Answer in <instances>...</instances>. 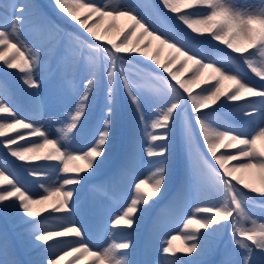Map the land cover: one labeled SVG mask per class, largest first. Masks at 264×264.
I'll use <instances>...</instances> for the list:
<instances>
[{"label": "snow or ice", "instance_id": "snow-or-ice-1", "mask_svg": "<svg viewBox=\"0 0 264 264\" xmlns=\"http://www.w3.org/2000/svg\"><path fill=\"white\" fill-rule=\"evenodd\" d=\"M53 4L87 36L64 32L67 45L53 50L49 60L44 48L21 39L25 13L39 22L41 39L59 34L60 25L31 4L0 0V66L15 70L25 86L21 105L6 83H0V138H4L0 145L21 162L43 192L30 194L31 186L7 160L0 159V217L28 225L30 238L19 234L21 245L40 247L45 253L44 260L30 264H264V223L251 215L253 209L264 215V0L243 4L237 0H159L157 4L150 0H53ZM105 17L113 23L101 33L99 22ZM119 17L129 23L111 39L107 32ZM142 37L151 39L142 44ZM153 40L159 46L149 59L171 80L150 71V66L140 69L145 79L158 82L146 93L132 76V61L138 60L136 53L147 57L144 49ZM213 41L218 42L213 46L218 51L210 53L203 44ZM165 45L172 51L161 63L157 56ZM188 61H192L188 78H180L169 67L173 63L184 67ZM49 80L50 87L42 95L41 82ZM120 88L133 107L134 120L123 132L108 179L94 185L93 191L107 197L109 187L127 185L128 192L122 199L113 197L118 211L109 210L106 215L95 200L82 202L79 191L112 158L121 119ZM101 91L104 109L99 127L93 129L90 115ZM145 105L153 109L150 123ZM233 106L242 114L243 126L218 119L221 110ZM45 118L60 125L55 138L44 127ZM177 123L181 138L176 166L183 152V176L168 205L152 218L149 240L162 230V219L170 210L184 215L185 206L193 203L211 206L191 209L182 220V235L161 241L160 262L139 261L132 233L167 190ZM141 126L147 135L143 154L150 160L160 158L143 178L137 152L138 143L144 144L138 135ZM12 133H17L15 138ZM81 138L86 142L81 143ZM229 227L233 247L226 246L219 260L201 259L216 251L215 242ZM100 233L110 242L94 245L99 249L94 251L89 245ZM176 240L184 246H176ZM8 249L6 235L0 236V251L8 256ZM0 264L22 262L11 258Z\"/></svg>", "mask_w": 264, "mask_h": 264}, {"label": "rangeland", "instance_id": "rangeland-1", "mask_svg": "<svg viewBox=\"0 0 264 264\" xmlns=\"http://www.w3.org/2000/svg\"><path fill=\"white\" fill-rule=\"evenodd\" d=\"M6 2H16V3H24V4H31L33 5L39 13H41L44 17H53L56 19L55 22L57 24H61V32L59 34H56L54 36H49L47 40L41 39L38 36L37 29L39 28V22L35 21L33 22L30 18H28L27 13H25L26 19L24 21V25L22 28V31L20 33L21 39L24 40L25 43L31 45H38L44 48L45 55L49 60L52 59L51 53L53 50H58L61 49L62 47L67 45V37L64 36V32L68 33H76V34H82L84 36H87V33L84 32V30L81 28L80 25L76 24L74 21H70V18H67L65 14L58 12V10L54 7L53 0H6ZM126 2L134 3L137 2V0H126ZM151 3H159V0H150ZM238 3H259L260 0H237ZM9 12H11V9H9ZM91 23V22H90ZM110 23H113L112 18L110 17H105L102 21L99 22V27L98 31L101 33H104V29L108 27ZM129 23L128 19L126 17H119L116 18L115 20V26L112 27L111 29L108 30L107 36L111 39H116L117 35L120 31V29H124L125 26ZM31 26V27H30ZM69 28V29H66ZM181 34L187 35L188 33L184 32L183 29H180ZM189 38V37H188ZM148 39H151L150 37H142L141 38V43H145ZM190 39V38H189ZM202 40V38H200ZM133 40H135V37H133ZM218 42L213 41L211 44H207L206 48L209 50V52H215L213 50V46L217 44ZM159 46V42L156 40L152 41V45L144 51H147L148 56L145 57L141 53H136L134 54L138 60H133L132 62L139 64L141 66H150L149 70L150 71H156L160 72L163 76H165L167 79L171 80V77L168 76L167 73L163 72L162 69H159V67L155 64L154 61L150 60L149 58L154 54L155 49ZM220 49H224L223 45L219 46ZM172 50H170L166 45L162 47V50L160 51L159 55L157 56V59L160 60L161 63H165ZM230 52V50H225ZM2 64V62H0ZM170 68L173 69V71H176L178 76L180 78H188L190 77L191 73L189 72V68L192 67V61H188L187 65L184 67H181L177 63H173L169 65ZM132 69L134 70L132 73V76L134 79H136L140 85L141 88L145 90L147 93L148 90H150L153 87L158 86V82L152 81L145 79L144 76H139L140 75V69L137 65L132 63ZM0 72L4 73V75L7 77L9 81H12L13 84H16L18 87H20L21 91V97L24 100V85L22 84V81L20 79V75L17 74L15 71L9 69L5 70L3 66H0ZM132 72V71H131ZM37 78L40 79V74H37ZM172 83H175V81H172ZM51 81L49 80L48 83L41 82L39 92L43 95L45 94L49 87H50ZM195 91H199V89H194ZM99 100L96 101L91 115H90V121L92 117L96 116H101L103 109H104V96L103 92L101 91L100 94H98ZM17 100V98H16ZM18 102V101H17ZM21 104V103H20ZM118 104L120 107V113H121V119L118 122L116 126V135H115V140L113 143V151H112V158H110L103 167L97 170V172L94 174L93 178L89 180V182L86 185H83L80 188L79 191V196L84 199L83 201L87 200L89 203H91L94 199L95 202L102 208L105 209V214L107 215V212L109 210H117L116 205H110L104 198H101L97 193L93 191L94 185L101 184L102 182L106 180L99 181L94 180L95 177H99L100 175L107 174L109 170L111 169L113 160L115 158L116 153L120 150V147L122 145L123 141V132L127 128L128 124L130 121L134 120V110L132 105L130 104L127 96L124 93L123 88L119 89V95H118ZM122 107V108H121ZM144 114L146 118L148 119L149 123L151 122V119L154 118L153 116V109L149 107L148 105L144 106ZM3 115V114H0ZM218 119L223 122L224 119H226V116L230 124L236 125V126H243L244 124V118L242 117V114L234 110V106L230 108H225L221 110L218 114ZM22 118V117H21ZM101 118V117H100ZM100 118L98 120V123H95V125L91 128H97L100 125ZM234 123L232 121L236 120ZM243 120V121H242ZM128 122V123H127ZM44 127L46 129H50V138H55L57 136V133L55 129L59 127V124L56 123H48L46 121H43ZM20 134H24V130H21ZM154 134H159V132H156ZM17 133H12L11 136L15 138ZM138 135L142 141H144V144L141 145L138 143L137 145V152L140 156L139 161H140V168L138 171L141 174V178H143L144 175H148L150 171L154 170L151 168V164L154 163L156 160L160 159L159 157H153L151 160L143 154V149L146 148V140H147V135L146 133L143 132L142 126L138 129ZM180 138H181V132H180V126L179 123H177L176 127L173 129V137H172V144H173V171L171 175V180L167 185V190L163 193V198L160 199L159 203L156 206V209L150 213L149 217L150 219H146L143 224L137 226L136 230L132 233V239L135 245L139 241L146 240L148 243L152 242L155 240V243L157 247L153 246V244H146L145 249H144V260H152L153 262H160L162 260V257L160 255V243L163 239H165L169 235H174L179 233V230L182 229L183 224L182 220L187 219V216L191 214V209H194L195 207H207L211 206L208 203H193L190 205V208L184 209V215L179 216V218H174L173 221L169 219L168 216L162 219V230L153 234L151 240H149V234L150 231L148 229L152 227V218L156 215V211L162 208V202L165 201V203H169V201L172 199L173 195L175 194L177 187L179 186L180 180L183 176V152H180V166L177 168L176 166V150L179 148L180 145ZM4 139V138H0ZM86 141L83 140L81 143H85ZM159 143V142H158ZM202 146V145H201ZM205 155H209L206 150H205ZM0 159L2 160H7L8 164L11 167V163L16 164V168L11 169L17 174V176L25 183L29 184L32 188V192L30 194H40L42 195L43 192L37 188L35 185V182L33 178L29 177L27 173L24 171V168L21 164L20 161L16 160L15 158L11 157L6 149L0 145ZM42 163V162H41ZM214 163V161H213ZM19 169V172L17 171ZM16 170V171H15ZM122 188L124 189L125 194L128 192V187L127 185H121ZM117 188V187H116ZM145 188H148V185H145ZM88 190V192H86ZM150 190V189H149ZM97 197V198H96ZM82 201V202H83ZM125 206L124 204H121L120 207ZM36 207V206H34ZM40 207V206H39ZM175 212V210L173 209ZM254 219L259 220L260 222L264 223V215L261 214L260 210L257 209V212L251 213ZM28 228V225L23 223L22 221L19 220H5L2 217H0V236H5L8 241L9 249H8V256H5L2 251H0V261H3L5 259H11L15 258L18 261H21L22 264H30V262L33 261H41L45 259V253L40 247H35V248H25L24 246L21 245L20 239H19V234L23 233L25 234V239H29L30 237L27 236L26 229ZM231 229L228 228L225 232L221 234V239L215 242V253L212 255H206L204 257H201V259L205 261H210V260H217L218 258H221V254L224 252L225 247L227 246L228 248H232V244L230 242V233ZM182 235V233H179ZM103 235V234H102ZM101 233L94 235V238L92 242L90 243V247L93 248L94 251L99 250L98 248L94 247V245H100V246H107V244L110 242L108 238ZM228 235V237H226ZM176 246L178 247H183L184 242L182 240H176L174 242ZM146 250V251H145ZM194 255V254H193ZM54 258V256L52 257ZM187 259V257L185 258Z\"/></svg>", "mask_w": 264, "mask_h": 264}, {"label": "trees", "instance_id": "trees-1", "mask_svg": "<svg viewBox=\"0 0 264 264\" xmlns=\"http://www.w3.org/2000/svg\"><path fill=\"white\" fill-rule=\"evenodd\" d=\"M158 2H156L155 4H157ZM154 4V3H153ZM46 18H48V19H50V20H52V21H56V19H54L53 17H46ZM56 24H57V22H55ZM58 25H60V27H61V24H58ZM66 29H69V28H67L66 27ZM199 43V42H198ZM207 46V44L206 43H204L203 44V46ZM13 71H15V70H13ZM6 75V74H5ZM4 75V73H1L0 72V83H6V85H7V87L9 88V90L13 93V95H14V97H15V99L17 98V101L19 102V103H21V105H23L24 104V100H23V98L21 97V91H20V87H18L16 84H13L12 83V81H9L8 79H7V77ZM97 100H99V96L97 95V97H96V101ZM96 103V102H95ZM101 116H96V117H92V119H91V121H90V124H89V127L91 128V127H93L94 125H95V123H98V120H99V118H100ZM128 123V122H127ZM82 140H84L83 138H81V141ZM16 166V164L15 163H11V167L12 168H16L15 167ZM16 171V170H15ZM17 171L19 172V169H17ZM17 173V172H16Z\"/></svg>", "mask_w": 264, "mask_h": 264}, {"label": "bare ground", "instance_id": "bare-ground-1", "mask_svg": "<svg viewBox=\"0 0 264 264\" xmlns=\"http://www.w3.org/2000/svg\"><path fill=\"white\" fill-rule=\"evenodd\" d=\"M35 209H38L39 208V206H36V207H34Z\"/></svg>", "mask_w": 264, "mask_h": 264}]
</instances>
